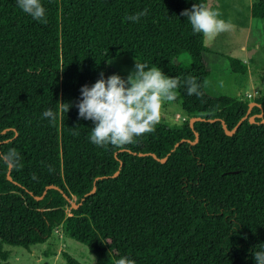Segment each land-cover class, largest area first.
Returning a JSON list of instances; mask_svg holds the SVG:
<instances>
[{
	"label": "trees",
	"instance_id": "1",
	"mask_svg": "<svg viewBox=\"0 0 264 264\" xmlns=\"http://www.w3.org/2000/svg\"><path fill=\"white\" fill-rule=\"evenodd\" d=\"M41 2L46 23L16 0H0V154L19 156L0 157V264H9L4 245L29 249L57 225L94 264L121 256L136 264H256L264 244V96L249 106L204 92L213 59L181 13L206 0ZM144 9L138 23L125 20ZM250 15L264 20V0ZM124 54L181 79L187 119L159 122L124 148L98 147L89 140L94 123L79 118L76 104L101 73L121 77L114 59ZM181 54L189 64L175 63ZM215 61L225 73L247 70L234 57ZM189 75L199 97L183 86ZM46 109L57 113L54 123L43 118Z\"/></svg>",
	"mask_w": 264,
	"mask_h": 264
},
{
	"label": "clouds",
	"instance_id": "2",
	"mask_svg": "<svg viewBox=\"0 0 264 264\" xmlns=\"http://www.w3.org/2000/svg\"><path fill=\"white\" fill-rule=\"evenodd\" d=\"M17 7L33 20L46 23V9L41 0H16ZM148 9L134 15H126L125 20L138 23L146 16ZM181 15L187 17L194 33L212 36L226 31L231 25L221 19L218 10H212L206 4H194ZM135 71L127 79L113 74L107 79L101 73L100 78L91 87L81 88V99L76 104L79 118L94 123L89 140L98 147L111 145L124 148L132 144L137 137L154 131L160 122L162 108L166 102H173L178 97V88L182 86L179 77H170L156 65H149L136 60ZM189 96L201 95L197 79L191 75L183 80ZM63 112H68L71 105L58 102ZM43 118L55 122L57 113L46 109ZM3 159L15 162L19 159L15 149L0 154ZM260 251L253 253L256 264H264V244ZM115 264H136V261L121 256Z\"/></svg>",
	"mask_w": 264,
	"mask_h": 264
},
{
	"label": "rangeland",
	"instance_id": "3",
	"mask_svg": "<svg viewBox=\"0 0 264 264\" xmlns=\"http://www.w3.org/2000/svg\"><path fill=\"white\" fill-rule=\"evenodd\" d=\"M257 1L206 0V5L212 10H218L220 18L231 25L226 31L211 38L203 36L207 56L209 60L213 59L207 65L209 74L203 82V90L207 94L248 100L250 106L257 95L264 96V20L250 15V6ZM219 55L240 59L247 66L246 72L225 73L215 61ZM114 63L121 78L125 80L136 70V59L127 54L116 57ZM175 63L186 65L190 63V59L181 54ZM180 103L179 95L175 101L166 102L160 122L174 127L185 121L187 116L181 110ZM66 214H69L68 208ZM3 250L9 264H67L62 253L69 254L80 264H94V256L87 247L66 236L60 225L55 226L51 236L41 244L30 246L29 249L4 245Z\"/></svg>",
	"mask_w": 264,
	"mask_h": 264
},
{
	"label": "water",
	"instance_id": "4",
	"mask_svg": "<svg viewBox=\"0 0 264 264\" xmlns=\"http://www.w3.org/2000/svg\"><path fill=\"white\" fill-rule=\"evenodd\" d=\"M250 106V105H249ZM200 118L199 117H195V118H192L191 120H190V123H192L193 121H195V120H199ZM249 121L250 122H253L254 121V116H249ZM261 122L262 123H264V119L263 120H261ZM235 128H236V126L233 128V129H231L230 131L229 130H224L225 131V134H227V135H231L233 132H234V130H235ZM195 142V140L192 142V143H194ZM7 179H9V176L7 175ZM37 199H39L40 197H36ZM77 205H74V207H76Z\"/></svg>",
	"mask_w": 264,
	"mask_h": 264
}]
</instances>
